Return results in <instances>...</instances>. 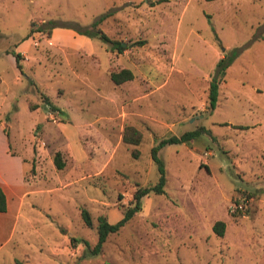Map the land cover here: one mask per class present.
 Instances as JSON below:
<instances>
[{"label": "rangeland", "instance_id": "rangeland-1", "mask_svg": "<svg viewBox=\"0 0 264 264\" xmlns=\"http://www.w3.org/2000/svg\"><path fill=\"white\" fill-rule=\"evenodd\" d=\"M104 13L96 28L133 44L121 53L74 31L93 32ZM222 55L230 62L208 111ZM121 68L132 78L114 84ZM12 105L11 145L33 151L24 178L36 193L0 264H264V0H0V111ZM125 126L136 145L122 141ZM191 130L158 151L162 192L143 195L90 251L96 218L116 222L138 187L156 183L154 141Z\"/></svg>", "mask_w": 264, "mask_h": 264}, {"label": "trees", "instance_id": "trees-1", "mask_svg": "<svg viewBox=\"0 0 264 264\" xmlns=\"http://www.w3.org/2000/svg\"><path fill=\"white\" fill-rule=\"evenodd\" d=\"M108 15V13L101 14L98 16L91 24L90 26L92 28H95L93 32L90 33H84L81 31H78L77 29H74L75 32L79 34H83L85 37H90L92 35H96L100 33V39L102 42L106 43L108 45V49L110 51H115L116 53H121L126 48L130 47L133 44H127L125 42L110 39L106 35L100 32L96 27L97 25ZM53 26L48 27L47 29H51ZM92 33V34H91ZM10 54L13 57L14 64L16 68L20 67L19 61H20V55L18 52L11 51ZM230 62V58L226 59L225 55H222L220 58L217 59L215 62V66L213 68V72L210 75V79L207 86V105L206 109L208 111H211L215 105L218 95V84L221 81L225 68ZM132 78V73L127 68H121L118 71H113L109 73V79L114 84H120L124 81H127ZM43 103L47 107L48 110H56V107L51 104L46 96L43 97ZM29 109H33V106L29 105ZM243 128H246V126H243ZM209 133L208 130H205ZM197 130H191V131H184L179 135L170 134L165 137H161L154 141L153 145L149 149V154L151 160L155 163L156 170H157V180L156 183L151 186L146 187H138L133 195H132V205L130 207H127L123 213L122 217L117 220L114 223L108 222L105 217L98 216L96 218V233H97V239L96 243L94 244L92 252H98L102 246V243L104 242L105 238L108 234L116 232L128 219L131 218V216L140 209V198L149 193L150 191H153L155 193H161L162 187L165 182L164 177V165L163 161L158 155V151L170 144H180V143H187L190 139H193L195 135L197 134ZM140 135L136 129H134L132 126H125L123 128L121 139L122 141L129 143V144H137L139 142ZM52 162L54 164V167L56 169H60L63 167V162L58 157V152H56L52 158ZM5 210V201L2 191L0 190V211ZM80 216L83 220V223L90 227L92 222L91 218L89 216V213L86 209L81 208L80 209ZM224 223L221 220L215 221V223L212 226L213 231L217 235H221L223 231ZM74 241V240H73ZM81 242L84 244V241L81 240Z\"/></svg>", "mask_w": 264, "mask_h": 264}, {"label": "crops", "instance_id": "crops-1", "mask_svg": "<svg viewBox=\"0 0 264 264\" xmlns=\"http://www.w3.org/2000/svg\"><path fill=\"white\" fill-rule=\"evenodd\" d=\"M27 112L33 119H37L38 115L33 109L28 108ZM15 114L17 107L14 105L0 111V190L5 201V210L0 211V251L15 241L14 235L20 219L30 224L31 220L26 213L33 211L34 202L29 199V195L34 196L36 193L32 181L24 178V173L33 165V151L25 149L26 152L20 154L11 145L9 125Z\"/></svg>", "mask_w": 264, "mask_h": 264}]
</instances>
